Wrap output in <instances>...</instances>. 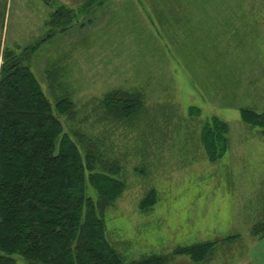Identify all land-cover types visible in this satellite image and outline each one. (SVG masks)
<instances>
[{
    "label": "rangeland",
    "instance_id": "374dc122",
    "mask_svg": "<svg viewBox=\"0 0 264 264\" xmlns=\"http://www.w3.org/2000/svg\"><path fill=\"white\" fill-rule=\"evenodd\" d=\"M87 1L0 0V35L5 47L33 44L47 32L51 13L74 9L69 27L31 58L49 100L68 92L88 112L93 97L138 88L147 106L159 102L177 118L157 130L115 128L111 146L122 152L118 177L126 188L106 212L109 234L117 233L129 255L217 241L205 261L175 255L174 264H264V234L249 233L263 222L264 135L239 111H264V0ZM236 4L241 10L227 8ZM212 117L229 126V149L216 162L197 140L199 123ZM101 124L87 120L89 129L107 126ZM151 188L158 201L140 212ZM86 192L94 195L88 185Z\"/></svg>",
    "mask_w": 264,
    "mask_h": 264
},
{
    "label": "trees",
    "instance_id": "16d2710c",
    "mask_svg": "<svg viewBox=\"0 0 264 264\" xmlns=\"http://www.w3.org/2000/svg\"><path fill=\"white\" fill-rule=\"evenodd\" d=\"M227 8L241 10L237 4ZM75 13L63 6L54 11L45 20V35L24 47H5L0 35V264H17L19 259L26 264H174L170 261L175 255L205 261L217 241L176 246L167 254L129 255L114 240L117 233L109 234L106 212L126 188L118 177L122 152L111 146L115 128L157 130L160 124L173 127L178 120L159 102L147 106L138 88H113L93 97L88 112L77 107L68 92L49 100L31 58L41 44L69 27ZM239 111L245 124L264 135V111ZM88 118L116 126L89 129ZM199 124L197 140L207 160L216 162L229 149V126L217 117ZM145 133L144 145L150 148ZM146 155L143 148L141 157ZM87 185L94 195L87 194ZM158 198L155 189H148L138 202L139 211H151ZM262 203L263 222L250 228L253 236L264 234V192Z\"/></svg>",
    "mask_w": 264,
    "mask_h": 264
},
{
    "label": "crops",
    "instance_id": "0c3cea01",
    "mask_svg": "<svg viewBox=\"0 0 264 264\" xmlns=\"http://www.w3.org/2000/svg\"><path fill=\"white\" fill-rule=\"evenodd\" d=\"M71 2V4H73L74 6L77 4L78 0H69ZM5 41V39H4ZM5 44V42H3Z\"/></svg>",
    "mask_w": 264,
    "mask_h": 264
}]
</instances>
